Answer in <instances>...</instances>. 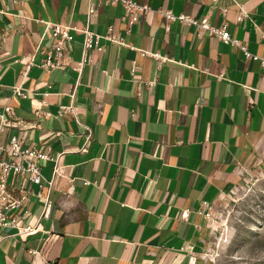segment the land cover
Here are the masks:
<instances>
[{"label": "crops", "instance_id": "crops-1", "mask_svg": "<svg viewBox=\"0 0 264 264\" xmlns=\"http://www.w3.org/2000/svg\"><path fill=\"white\" fill-rule=\"evenodd\" d=\"M135 1L152 11L127 29L121 5L103 0H0V106L14 110L0 138L17 134L24 145L61 151L64 171L49 189L48 217L32 199L38 230L0 229V264H192L211 232L203 204L262 161L260 61L194 25L175 20L166 30L156 9L226 24L264 56V0ZM44 21L100 34L111 25L131 47L100 38L103 50L84 52L83 34L73 32L60 66L45 71L42 50L52 38ZM17 85L24 97L14 95ZM68 105L74 114L58 116ZM53 164L42 167L46 180Z\"/></svg>", "mask_w": 264, "mask_h": 264}, {"label": "built area", "instance_id": "built-area-1", "mask_svg": "<svg viewBox=\"0 0 264 264\" xmlns=\"http://www.w3.org/2000/svg\"><path fill=\"white\" fill-rule=\"evenodd\" d=\"M105 4L115 5L120 4L122 7L121 21L125 22L127 29L136 22L143 14L152 11L147 3H137L135 0H103ZM156 11L165 20V29H169L171 21L178 20L187 25H194L200 31L207 35H214L221 39L224 43L239 47L243 50L246 57L258 59L261 66L264 68V56H259L247 50L246 46L240 44L237 39L231 36L226 24L221 26L212 25L206 16L195 18L184 13L174 14L170 9L160 7ZM224 13L226 9H223ZM93 12L88 13L91 17ZM243 11L238 14V19H242ZM45 29L51 31V42L42 50L44 57L40 65L49 71L52 68L59 67L60 56L70 47L73 39V32H81L83 34L82 47L83 51L88 50H103L99 44L100 38L106 39L111 43L122 44L131 47L121 37L113 32L111 25L107 26V31L103 34L94 32L88 27H78L77 25H68L59 22L44 21ZM142 54H150L159 62L166 60L165 56H160L158 53H150L142 49H138ZM83 61L86 58H82ZM90 60V58H88ZM33 65L32 56L25 63L23 74ZM133 70V69H132ZM14 95L25 96V92L20 85L14 87ZM75 108L72 105L60 106L58 116H63L66 113L74 114ZM14 114L13 108L8 104L0 106V130L7 125L9 118ZM36 114L40 113L36 111ZM60 152L51 153L50 146L43 147L24 145L22 138L17 134H12L7 139L0 138V229L15 228L16 233L20 236L31 233L39 229L38 221L31 223L30 204L33 197L38 198L42 202L41 217H48L51 209V204L48 197L49 189L53 185V178L63 176V167L58 164ZM52 159V179L46 180L42 174V167L45 161ZM32 184L38 186L37 190L31 188ZM46 188V192L43 189ZM73 188L71 179H68L67 187L64 192L68 193ZM200 213L203 216L210 218L212 212L210 205L204 203ZM187 212L183 211L182 216Z\"/></svg>", "mask_w": 264, "mask_h": 264}, {"label": "rangeland", "instance_id": "rangeland-1", "mask_svg": "<svg viewBox=\"0 0 264 264\" xmlns=\"http://www.w3.org/2000/svg\"><path fill=\"white\" fill-rule=\"evenodd\" d=\"M210 234L192 264H264V157L210 205Z\"/></svg>", "mask_w": 264, "mask_h": 264}]
</instances>
